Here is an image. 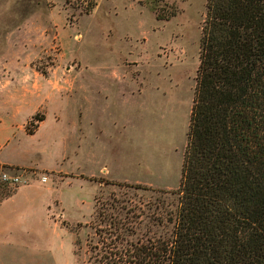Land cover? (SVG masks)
Wrapping results in <instances>:
<instances>
[{"label": "rangeland", "instance_id": "1", "mask_svg": "<svg viewBox=\"0 0 264 264\" xmlns=\"http://www.w3.org/2000/svg\"><path fill=\"white\" fill-rule=\"evenodd\" d=\"M205 4L0 0V159L60 170H17L49 202L38 235H0V264H90L98 207L129 237L170 234Z\"/></svg>", "mask_w": 264, "mask_h": 264}, {"label": "trees", "instance_id": "2", "mask_svg": "<svg viewBox=\"0 0 264 264\" xmlns=\"http://www.w3.org/2000/svg\"><path fill=\"white\" fill-rule=\"evenodd\" d=\"M80 3L88 12L96 0ZM205 5L171 232L129 237L128 216L98 207L104 225L95 226L90 264H264V0Z\"/></svg>", "mask_w": 264, "mask_h": 264}, {"label": "crops", "instance_id": "3", "mask_svg": "<svg viewBox=\"0 0 264 264\" xmlns=\"http://www.w3.org/2000/svg\"><path fill=\"white\" fill-rule=\"evenodd\" d=\"M43 119L38 121L34 132L37 131L41 127V125L43 124ZM6 141H8V136H5L2 139V141L0 142V146L2 143H6ZM182 157H183V154H182ZM4 163L12 164V165H19L23 167H30V168H34L38 171H43V172L60 171L52 167L21 165L16 162H11L8 160L0 159V165ZM181 164H182V161H181ZM103 170L107 171L108 167L104 166ZM49 177L50 176L47 175L46 180ZM37 178L38 177L33 178L32 176L31 181L20 183L14 188V190L10 194L3 195L0 197V235L12 236L14 235V233H16L15 229L21 228V227L24 228L25 232L29 234L30 236L38 235L39 231H37L36 228L38 227V223L40 219H42L43 216L46 214V209H47V204L49 202V198H47L45 194L43 195L44 191L42 189L44 187H37L36 185H33L32 181H34ZM108 178L114 179V180H126V181L140 180V179L114 178V177H108ZM37 181L40 183L45 182V181H40V180H37ZM147 183L154 184L156 186H161V187L171 186L169 184H158V183H152V182H147Z\"/></svg>", "mask_w": 264, "mask_h": 264}, {"label": "built area", "instance_id": "4", "mask_svg": "<svg viewBox=\"0 0 264 264\" xmlns=\"http://www.w3.org/2000/svg\"><path fill=\"white\" fill-rule=\"evenodd\" d=\"M13 170V171H10ZM42 181H45L47 174H41L39 177ZM27 181V178L23 177L21 173H18L14 169H1L0 170V182L5 183L7 186L16 187L20 183Z\"/></svg>", "mask_w": 264, "mask_h": 264}]
</instances>
